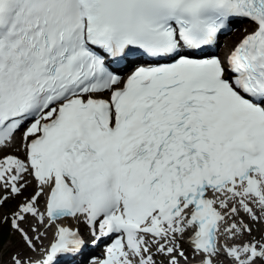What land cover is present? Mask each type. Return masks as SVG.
Masks as SVG:
<instances>
[{
  "label": "snow or ice",
  "instance_id": "obj_1",
  "mask_svg": "<svg viewBox=\"0 0 264 264\" xmlns=\"http://www.w3.org/2000/svg\"><path fill=\"white\" fill-rule=\"evenodd\" d=\"M17 139L3 219L33 252L55 231L7 264L80 254L61 218L115 236L93 264H264V0H0V151Z\"/></svg>",
  "mask_w": 264,
  "mask_h": 264
},
{
  "label": "rangeland",
  "instance_id": "obj_2",
  "mask_svg": "<svg viewBox=\"0 0 264 264\" xmlns=\"http://www.w3.org/2000/svg\"><path fill=\"white\" fill-rule=\"evenodd\" d=\"M239 29V28H236ZM233 45V43H232ZM231 45V46H232ZM4 153V151L0 152V154ZM30 189V190H29ZM24 192L25 196H29L32 194V188H29ZM20 197H17L15 199H9L2 208H0V219H3V217L5 215H9L11 213V211L16 207V205L19 203L20 201ZM237 220L239 219H243L246 220L247 223H251L249 220L248 216H243L240 213L239 217H236ZM7 223V222H6ZM8 226L10 227V223H7ZM22 227H25V229L27 230V224H23ZM259 230L254 229L253 231V235L257 237V239L260 238L261 236V232L264 231V225H259L258 226ZM40 246V244H39ZM37 247V250L42 249V247ZM188 247L185 243L181 244V247L184 249V247ZM11 248H14V250H11ZM0 250H2V255H0V264H7L8 260H9V256L10 254L19 251L21 253L22 256H26V257H33L35 258L37 256V253L28 250L24 245L23 242L20 240L19 237V233H15L11 230L10 227V233L7 236V238L5 239L4 243H0ZM189 254V252L187 253ZM221 260L223 261V264H229V261L227 260H223V258H221Z\"/></svg>",
  "mask_w": 264,
  "mask_h": 264
},
{
  "label": "bare ground",
  "instance_id": "obj_3",
  "mask_svg": "<svg viewBox=\"0 0 264 264\" xmlns=\"http://www.w3.org/2000/svg\"><path fill=\"white\" fill-rule=\"evenodd\" d=\"M240 32H241V29L239 28L238 30H235L234 33L228 35L227 38H226V42L231 41V42L234 43L235 40H236V38H237V37H234V36H239ZM235 34H236V35H235ZM233 39H234V40H233ZM221 55H222V57L225 55L223 48L221 49ZM18 137H19V135L17 136V138H18ZM18 144H19V140L17 139L16 142H15L11 147H9V148H5V149H9V150H11V152L14 153V154L21 155V152H17V151L15 150L16 147L18 146ZM5 149H4V150H5ZM2 151H3V150H2ZM0 152H1V151H0ZM29 188H32V194H33V193H34V190H35V181H32V183L29 184L28 187H27L25 190H27V189H29ZM29 190H30V189H29ZM29 196H30V195H29ZM241 214H242L243 216H247V215H246L245 213H243V212H241ZM61 221H63L62 224L72 223V224H74V225H78V224H82V223H83L82 221L79 222V223L76 222V221H73L71 218H61ZM244 221L247 223L246 220H244ZM41 231H43V229H41ZM54 231H55L54 228L49 229L46 237H43L41 241H34V243H36V247H38L39 244H40L39 247H42V248H43V247H46V246H47V243H49L50 240L53 238V233H54ZM30 235H35V234H34V233H30ZM245 238H246V237H245ZM242 239H243V238H242ZM238 242H239V241H238ZM182 243H186V244L188 245V243L186 242V238H185L184 241H181V244H182ZM11 250H14V248H11ZM189 251H190V248H187V247H186V248H185V252L188 253ZM37 252H39V250L35 251V253H37Z\"/></svg>",
  "mask_w": 264,
  "mask_h": 264
},
{
  "label": "trees",
  "instance_id": "obj_4",
  "mask_svg": "<svg viewBox=\"0 0 264 264\" xmlns=\"http://www.w3.org/2000/svg\"><path fill=\"white\" fill-rule=\"evenodd\" d=\"M8 232H9L8 224L4 220L0 219V243L1 244L5 242Z\"/></svg>",
  "mask_w": 264,
  "mask_h": 264
}]
</instances>
